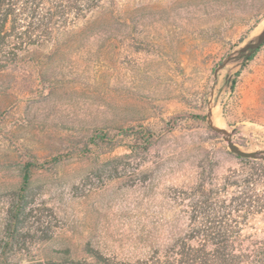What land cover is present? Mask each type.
Listing matches in <instances>:
<instances>
[{"label":"rangeland","instance_id":"rangeland-1","mask_svg":"<svg viewBox=\"0 0 264 264\" xmlns=\"http://www.w3.org/2000/svg\"><path fill=\"white\" fill-rule=\"evenodd\" d=\"M263 31L264 0H104L22 51L0 71V264H37L66 248L82 257L87 243L135 260L184 235L196 187L241 169L225 133L264 153V45L246 67L236 58ZM139 125L157 140L117 169L103 165L129 154L131 137L79 150L98 131ZM30 156L43 166L32 186L52 236L8 251L10 193ZM242 234L262 245L264 212Z\"/></svg>","mask_w":264,"mask_h":264},{"label":"trees","instance_id":"trees-1","mask_svg":"<svg viewBox=\"0 0 264 264\" xmlns=\"http://www.w3.org/2000/svg\"><path fill=\"white\" fill-rule=\"evenodd\" d=\"M103 1L0 0V71L14 64L22 51L44 45L59 29L86 17ZM120 132L98 131L79 150L89 153L94 148L103 152L116 146L117 137H131L134 145L130 153L103 165L116 164L117 169L118 163L133 158L138 151H148L157 140L156 134L142 125ZM235 158L241 169L231 170L220 185L211 183L207 188L208 183L202 182L196 187L189 204L187 231L169 246L144 258L124 260L87 243L82 257L73 256L69 248L53 250L37 264H264V243L254 246L241 240L250 217L264 212V163L238 155ZM41 168L35 156L28 157L19 168L20 185L10 193L4 225L2 246L8 251L27 249L39 233V240L51 239V221L42 220V208L36 203L37 193L32 186L33 175ZM101 171L96 170L98 175Z\"/></svg>","mask_w":264,"mask_h":264},{"label":"water","instance_id":"water-1","mask_svg":"<svg viewBox=\"0 0 264 264\" xmlns=\"http://www.w3.org/2000/svg\"><path fill=\"white\" fill-rule=\"evenodd\" d=\"M264 45V31L257 37V39L238 51L237 59H242L244 62L247 61L253 54H255ZM217 130V129H216ZM219 131V130H217ZM221 132V131H219ZM225 133V132H222ZM226 140L230 151L240 157L249 159H262L264 160V153L258 152H247L242 150L237 144L233 142L228 134H226Z\"/></svg>","mask_w":264,"mask_h":264},{"label":"bare ground","instance_id":"bare-ground-1","mask_svg":"<svg viewBox=\"0 0 264 264\" xmlns=\"http://www.w3.org/2000/svg\"><path fill=\"white\" fill-rule=\"evenodd\" d=\"M211 122L213 125L217 126L218 129H222L223 128V122L222 120L219 118V115L216 111L213 112L212 118H211ZM216 127V128H217ZM228 127V126H227ZM225 129V128H224Z\"/></svg>","mask_w":264,"mask_h":264}]
</instances>
